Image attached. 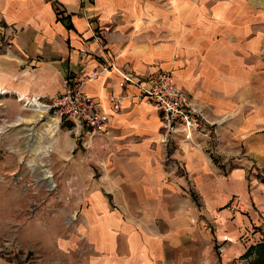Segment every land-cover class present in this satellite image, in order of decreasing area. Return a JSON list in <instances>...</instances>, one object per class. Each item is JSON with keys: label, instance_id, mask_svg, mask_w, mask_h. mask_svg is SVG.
Returning a JSON list of instances; mask_svg holds the SVG:
<instances>
[{"label": "crops", "instance_id": "0c3cea01", "mask_svg": "<svg viewBox=\"0 0 264 264\" xmlns=\"http://www.w3.org/2000/svg\"><path fill=\"white\" fill-rule=\"evenodd\" d=\"M158 67L208 138L162 142L160 111L118 86ZM67 74L106 121L93 134L69 121L81 151L74 139L56 150L82 181L67 184L76 241L51 264H253L264 252V0H0L2 98L47 102Z\"/></svg>", "mask_w": 264, "mask_h": 264}, {"label": "rangeland", "instance_id": "374dc122", "mask_svg": "<svg viewBox=\"0 0 264 264\" xmlns=\"http://www.w3.org/2000/svg\"><path fill=\"white\" fill-rule=\"evenodd\" d=\"M43 105L46 108L35 121L36 112L24 100L17 103L0 95V261L3 262L51 264L55 258L63 261L76 241L70 235L76 230L77 217L69 216L73 211L79 212L78 207L71 206L78 197L67 184L82 181L76 175L80 163L72 164V160L59 157L56 150H69L68 139H74L71 151L79 154L81 139L69 120ZM47 116L56 117L57 128L51 149L45 155L43 149L49 142L44 131ZM62 134L60 143H56L57 136ZM46 173H50L51 181L45 177ZM49 182L53 183L51 187Z\"/></svg>", "mask_w": 264, "mask_h": 264}, {"label": "built area", "instance_id": "2783aa9c", "mask_svg": "<svg viewBox=\"0 0 264 264\" xmlns=\"http://www.w3.org/2000/svg\"><path fill=\"white\" fill-rule=\"evenodd\" d=\"M102 36L103 30H94L93 38L96 41ZM63 86L62 93L53 95L47 102L41 103L53 109L60 118L69 120L78 129H84L89 134L103 128L106 117L100 112L96 102L84 92L77 76L67 74ZM118 86L135 87L138 90L137 99L147 102L160 111L162 142L179 131L186 132L187 136L197 133L204 138L209 137V131L202 130V125H208L207 120L192 105L187 94L172 82L171 74L167 70L158 67L145 79L137 77L132 72H124L118 81ZM112 108L119 109L116 100ZM259 242L264 243V234Z\"/></svg>", "mask_w": 264, "mask_h": 264}, {"label": "bare ground", "instance_id": "6f19581e", "mask_svg": "<svg viewBox=\"0 0 264 264\" xmlns=\"http://www.w3.org/2000/svg\"><path fill=\"white\" fill-rule=\"evenodd\" d=\"M24 102H25V105L31 106L34 109V111L36 112V116H35V119H34L35 121L37 120L38 117L41 118V116H42L41 113H43V110H45V108H46V107H44L43 104H41L40 102H38L35 99L24 100ZM46 121L47 122L45 124L44 131L48 135L49 142H48L47 145L44 146V149H43L45 155H47V153L51 149V143L55 139V130L57 128V119H56V117L47 116ZM30 132H32V130ZM45 177H47L48 181H51L50 180V173H46ZM52 185H53V183L49 182V187H51Z\"/></svg>", "mask_w": 264, "mask_h": 264}, {"label": "trees", "instance_id": "16d2710c", "mask_svg": "<svg viewBox=\"0 0 264 264\" xmlns=\"http://www.w3.org/2000/svg\"><path fill=\"white\" fill-rule=\"evenodd\" d=\"M253 264H264V252H259L256 258L253 259Z\"/></svg>", "mask_w": 264, "mask_h": 264}]
</instances>
